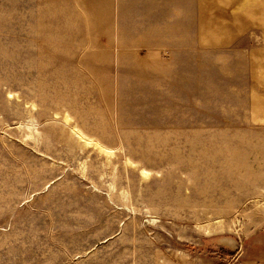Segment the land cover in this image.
Returning a JSON list of instances; mask_svg holds the SVG:
<instances>
[{
	"label": "rangeland",
	"instance_id": "rangeland-1",
	"mask_svg": "<svg viewBox=\"0 0 264 264\" xmlns=\"http://www.w3.org/2000/svg\"><path fill=\"white\" fill-rule=\"evenodd\" d=\"M262 243L264 0H0V264Z\"/></svg>",
	"mask_w": 264,
	"mask_h": 264
},
{
	"label": "crops",
	"instance_id": "crops-1",
	"mask_svg": "<svg viewBox=\"0 0 264 264\" xmlns=\"http://www.w3.org/2000/svg\"><path fill=\"white\" fill-rule=\"evenodd\" d=\"M262 245L264 246V243H262ZM264 256V253L263 254H258L255 258H256V261H264L262 260V257ZM264 259V258H263Z\"/></svg>",
	"mask_w": 264,
	"mask_h": 264
},
{
	"label": "water",
	"instance_id": "water-1",
	"mask_svg": "<svg viewBox=\"0 0 264 264\" xmlns=\"http://www.w3.org/2000/svg\"><path fill=\"white\" fill-rule=\"evenodd\" d=\"M236 245V248H235V250L234 251H236L237 249H238V244H235Z\"/></svg>",
	"mask_w": 264,
	"mask_h": 264
},
{
	"label": "flooded vegetation",
	"instance_id": "flooded-vegetation-1",
	"mask_svg": "<svg viewBox=\"0 0 264 264\" xmlns=\"http://www.w3.org/2000/svg\"><path fill=\"white\" fill-rule=\"evenodd\" d=\"M228 244H230V245H231V243H230V242H228Z\"/></svg>",
	"mask_w": 264,
	"mask_h": 264
}]
</instances>
